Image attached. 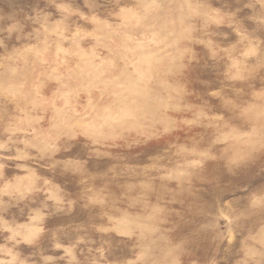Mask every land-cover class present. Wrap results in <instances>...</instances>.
I'll use <instances>...</instances> for the list:
<instances>
[{
  "label": "rangeland",
  "instance_id": "374dc122",
  "mask_svg": "<svg viewBox=\"0 0 264 264\" xmlns=\"http://www.w3.org/2000/svg\"><path fill=\"white\" fill-rule=\"evenodd\" d=\"M0 264H264V0H0Z\"/></svg>",
  "mask_w": 264,
  "mask_h": 264
}]
</instances>
